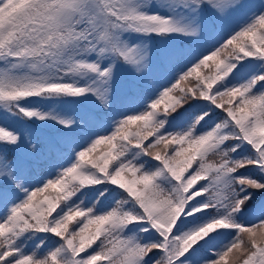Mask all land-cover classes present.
Wrapping results in <instances>:
<instances>
[{
    "label": "snow or ice",
    "instance_id": "6c2138e0",
    "mask_svg": "<svg viewBox=\"0 0 264 264\" xmlns=\"http://www.w3.org/2000/svg\"><path fill=\"white\" fill-rule=\"evenodd\" d=\"M0 264H264V0H0Z\"/></svg>",
    "mask_w": 264,
    "mask_h": 264
},
{
    "label": "trees",
    "instance_id": "16d2710c",
    "mask_svg": "<svg viewBox=\"0 0 264 264\" xmlns=\"http://www.w3.org/2000/svg\"><path fill=\"white\" fill-rule=\"evenodd\" d=\"M0 123H4L3 121H0Z\"/></svg>",
    "mask_w": 264,
    "mask_h": 264
}]
</instances>
